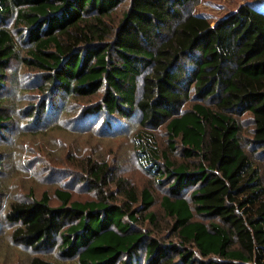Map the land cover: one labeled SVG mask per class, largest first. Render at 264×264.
<instances>
[{
	"label": "trees",
	"instance_id": "obj_1",
	"mask_svg": "<svg viewBox=\"0 0 264 264\" xmlns=\"http://www.w3.org/2000/svg\"><path fill=\"white\" fill-rule=\"evenodd\" d=\"M199 1L0 0V138L16 104L34 96L18 113L25 127L81 141L127 136L165 192L157 223L155 195L124 190L91 148L76 165L94 199L61 188L15 199L0 178V220L12 225L13 244L34 253L27 264H264V0L213 21L193 11ZM13 63L32 81H9ZM45 136L72 160L63 140ZM8 157L0 147V174ZM112 180L123 197L105 191ZM161 225L172 239L156 237Z\"/></svg>",
	"mask_w": 264,
	"mask_h": 264
},
{
	"label": "rangeland",
	"instance_id": "obj_2",
	"mask_svg": "<svg viewBox=\"0 0 264 264\" xmlns=\"http://www.w3.org/2000/svg\"><path fill=\"white\" fill-rule=\"evenodd\" d=\"M248 1L251 0H200L198 5L193 8V11L206 14L208 19L213 21L228 11L235 10L240 4ZM127 6V1L121 3L115 10L114 16L119 18L122 12L126 10ZM26 72H29L26 68L19 66L17 63H13L11 70L6 74L9 81L13 80L16 84L22 86L24 83L26 84L28 79L30 80L29 77L26 79ZM31 81L32 79L30 82ZM33 86L34 85L31 83L30 87ZM11 91L12 87H10L9 92ZM7 93L6 91H1V95L3 96H6ZM14 96L13 98L16 99ZM32 98H34V96L28 95V97L22 99L24 102L21 101L22 103L19 102L16 104L18 106V111L13 113L15 116V120L11 122L13 127L0 138L1 149L9 153V157L6 158L4 166V174H0V178L5 180V182L7 181L8 184L7 195L10 193L15 199H22L28 193L29 189H31L34 195L38 197L45 190L52 192L55 188H61L72 192L74 198L77 200L94 199V195L97 193L89 192V188L86 187L87 183L82 182L81 177H78L81 172L83 173V170L76 165L84 155L90 153L88 148H91L96 151L97 156L103 157L102 159L111 166L117 180H123L125 182L124 190L132 189L135 190L136 193H139L143 188H147L155 195L156 202L153 207L150 208V211L156 214L157 223L162 221L159 201L165 194L163 186L157 185L156 182L140 168L133 156L130 139H128L127 136L105 139L100 136L95 138L94 135H86L85 138H89L81 141L75 140L72 137L73 135L65 130L56 129L51 131L49 129L46 130V128H34L32 130L29 126L25 127V125L29 123L28 119L18 114L21 112L20 110L25 108V105H29L33 102ZM16 105L14 107H16ZM188 106L189 104L187 102L183 105V108ZM7 108L10 111L12 109L11 104L8 103ZM69 116L73 117L74 112ZM248 118V115H244L238 119L243 127V135L247 137L250 136L248 133L250 128V124L247 120ZM34 130H37L35 131L37 132L36 135L33 132ZM45 133H54V136L63 140L64 144L66 143L67 147L71 148L70 152H74L71 156L73 157L72 160H70V156L65 154L66 145H64L62 151L54 153L46 143ZM155 135L161 149H165L169 143L163 129L157 130ZM52 141H54L53 137L49 143L51 147L53 146L51 143ZM169 155H171L174 161L183 162L178 157L177 150L169 152ZM256 159L262 162L260 160L261 158ZM115 181L116 180H112L105 191L112 193L114 196L123 197L122 191L117 190ZM139 196L140 194H138V197ZM2 206H4L3 203ZM3 211H5V209L0 207V212ZM140 225L151 231L152 225L149 224L148 221L142 222ZM11 231L12 225L7 224L4 219H1L0 264H27L29 258L34 255V253L29 249H24L13 244L10 240ZM155 235L161 240L172 239L170 229L164 225L159 226ZM45 257L56 259L54 253L47 254ZM72 263L71 261L69 263L65 261L61 262V264Z\"/></svg>",
	"mask_w": 264,
	"mask_h": 264
}]
</instances>
